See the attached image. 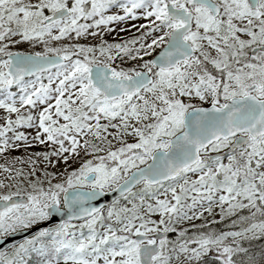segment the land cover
<instances>
[{
  "label": "snow or ice",
  "instance_id": "obj_1",
  "mask_svg": "<svg viewBox=\"0 0 264 264\" xmlns=\"http://www.w3.org/2000/svg\"><path fill=\"white\" fill-rule=\"evenodd\" d=\"M0 158V264H264V0H0Z\"/></svg>",
  "mask_w": 264,
  "mask_h": 264
},
{
  "label": "rangeland",
  "instance_id": "obj_2",
  "mask_svg": "<svg viewBox=\"0 0 264 264\" xmlns=\"http://www.w3.org/2000/svg\"><path fill=\"white\" fill-rule=\"evenodd\" d=\"M125 35H127V33H121V36L123 37V36H125ZM112 37H109V39H111ZM81 42H84V41H81ZM19 47H21V48H24V49H27V45H20ZM25 131H27V132H31L32 131V129H25ZM129 139H131V138H129ZM33 150H42V146H37L35 149H33ZM14 154H20L19 152H17V153H14ZM3 162V160H2V158H0V163H2ZM77 165H75V164H73L72 165V167H76ZM60 170L62 171L63 170V168H62V166L60 167ZM53 171H55V169H53ZM213 219H215V218H217L216 216H214V217H212ZM197 223H199V221H197ZM217 227H220V228H226L227 227V222H224V223H221V224H218L217 225ZM171 235V234H170ZM256 246L257 247H259L260 246V244H262V243H264V239H261V240H257L256 242Z\"/></svg>",
  "mask_w": 264,
  "mask_h": 264
},
{
  "label": "water",
  "instance_id": "obj_3",
  "mask_svg": "<svg viewBox=\"0 0 264 264\" xmlns=\"http://www.w3.org/2000/svg\"><path fill=\"white\" fill-rule=\"evenodd\" d=\"M109 199H110V197H109Z\"/></svg>",
  "mask_w": 264,
  "mask_h": 264
}]
</instances>
